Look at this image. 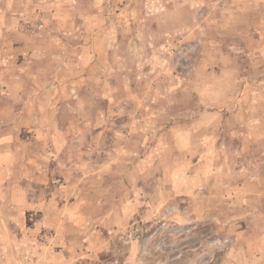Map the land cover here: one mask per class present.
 I'll list each match as a JSON object with an SVG mask.
<instances>
[{"label": "rangeland", "instance_id": "374dc122", "mask_svg": "<svg viewBox=\"0 0 264 264\" xmlns=\"http://www.w3.org/2000/svg\"><path fill=\"white\" fill-rule=\"evenodd\" d=\"M0 264H264V0H0Z\"/></svg>", "mask_w": 264, "mask_h": 264}, {"label": "crops", "instance_id": "0c3cea01", "mask_svg": "<svg viewBox=\"0 0 264 264\" xmlns=\"http://www.w3.org/2000/svg\"><path fill=\"white\" fill-rule=\"evenodd\" d=\"M9 254V253H8ZM9 256V255H8Z\"/></svg>", "mask_w": 264, "mask_h": 264}]
</instances>
